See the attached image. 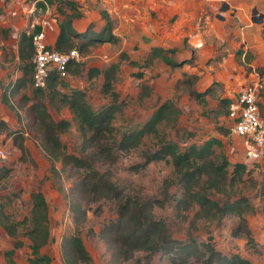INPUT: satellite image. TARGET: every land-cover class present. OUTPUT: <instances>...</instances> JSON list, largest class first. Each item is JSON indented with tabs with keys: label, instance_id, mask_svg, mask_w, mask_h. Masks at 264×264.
Returning a JSON list of instances; mask_svg holds the SVG:
<instances>
[{
	"label": "rangeland",
	"instance_id": "rangeland-1",
	"mask_svg": "<svg viewBox=\"0 0 264 264\" xmlns=\"http://www.w3.org/2000/svg\"><path fill=\"white\" fill-rule=\"evenodd\" d=\"M29 0H0V24L7 26L9 34L0 40V93L5 90L8 104L0 100V201L11 219L20 220L28 215L29 194L39 189L47 205V223L51 240L40 251L50 257L47 264H64L62 260V237L75 228L79 230L83 244L90 255V264H177L168 254L155 252L147 255L143 250L121 258L113 250L108 226L115 217L117 200L94 195L81 173L68 162L54 159L55 172L50 170L51 159L43 145L40 113L35 102H43L53 120L66 118L69 124L59 133L65 151L81 153V132L72 119V113L62 101L61 94L72 88L81 89L86 101L93 107L112 101L108 92H102L101 72L88 76V69L102 70L117 62L113 79V90L117 92L116 105L111 123L113 132L118 133L140 125L156 105L172 98L179 108L174 127L160 126L165 136L175 141L180 150L188 144H200L208 136L221 140L217 151H222L228 161H243L238 137L228 134L229 119L222 111L226 108L220 98L232 99L239 90L254 79L261 85L257 99L264 111V15L258 18L251 14L252 8L264 13V0H71V8L63 6L57 12L58 2L46 5L58 19L68 14L71 24L84 30L90 27L97 32L103 24L99 11L104 9L110 18L113 41H94L83 51L80 58L69 65L57 84L59 94L49 100L46 92L35 91L31 79L24 84L10 87V81L21 75L17 62L12 58L16 52L18 33L29 20L25 5ZM75 13V14H76ZM251 15L255 21L251 20ZM74 43L79 40L74 38ZM75 45V44H74ZM173 47L175 60H184L180 65L170 66L158 57L146 63L151 46ZM77 46V45H76ZM9 49H8V48ZM76 48V47H74ZM240 51L238 53L237 51ZM123 53L124 55H122ZM135 60L138 65L129 64ZM141 71V76L135 72ZM27 77V76H26ZM194 77V78H192ZM205 102H199L189 90L202 91ZM126 151L114 150L112 156H103L93 147L89 155L101 173L121 189L122 193L139 192L156 197L161 204L153 206L156 217L167 221L171 235L177 239L193 237L198 243L209 240L223 253L237 252L250 259L253 264H264V156L248 162L251 173L243 175L231 188L220 192L208 191L210 197L224 200L246 196L253 210L245 213V221L252 241H248L237 224L235 215H224L218 222L194 219L196 209L175 205L179 195L177 184L170 183L167 192L164 180L171 175L169 160H152L142 164L145 149L154 147L149 139ZM20 143L22 150L20 149ZM98 153L92 152L94 150ZM72 205L83 210L74 224ZM17 236L22 245L15 248L10 257L3 251L11 247V237L0 226V264H28V239L22 223L17 226ZM183 264H202L191 257Z\"/></svg>",
	"mask_w": 264,
	"mask_h": 264
},
{
	"label": "trees",
	"instance_id": "trees-1",
	"mask_svg": "<svg viewBox=\"0 0 264 264\" xmlns=\"http://www.w3.org/2000/svg\"><path fill=\"white\" fill-rule=\"evenodd\" d=\"M43 1L55 2V0H38L37 4L42 5ZM56 2H58V5H55L58 14L63 12L61 4L67 5L68 8H71L73 4L71 0H56ZM75 13L64 15L62 19H58L57 33L52 43L54 49L68 51L76 47L77 51L80 52L91 42L113 41L116 39L111 32L110 18L106 10L101 9L99 11L103 24L97 32L91 31L90 27L84 30L75 28L71 24V16L73 14V16H78V13ZM25 29L24 27L19 31L16 40V52L11 55L14 60L21 62V65H18L21 75L10 81L11 88L24 84L25 80L31 79L32 81L33 63L31 57L33 51L31 36L26 33ZM37 30L38 27L35 26L33 32ZM8 34V27L0 24V40H5ZM74 38L78 39L79 43H74ZM2 47H0L1 50H4L5 46ZM175 51L173 47L166 48L153 45L149 48L145 61L148 63L152 58L158 57L162 62L170 66H176L187 60H175L172 57ZM237 52L240 53L239 50ZM128 62L134 66L138 65L135 60L130 59ZM187 62L191 63L192 60H187ZM71 63L74 62L70 60L67 63L66 70H68ZM117 67V62H113L102 70L97 67L88 69V76L101 72V90L104 93L108 92L112 99L107 104L93 108L86 101L84 92L78 88H72L69 92L61 94L62 101L72 113V119L82 135L81 153L78 155L67 153L58 136L61 130L67 127L69 121L66 118L53 120L46 111L43 102H35L38 113H40L39 120L43 132V145L50 154V170L56 171L53 160L60 158V161L68 162L80 171L79 182L84 181L95 196L111 197L117 200L115 217L109 219L107 224L113 250H116L117 254L123 259L131 256L134 251L143 250L147 255H152L155 252L168 254L170 260L177 264L186 263L191 257L198 258L202 264H253L249 258L237 252L223 253L219 251L209 240L198 243L193 237L184 240L174 238L171 235L169 223L156 217L152 211L153 206L161 204L158 198L143 195L139 192L122 193L121 189L108 175L104 176L94 166V159L89 155V150L93 147H96L97 152L103 156L110 157L114 150L126 151L144 141L149 144V139H153L155 145L144 150L142 164L152 160H169L172 170L170 177L164 180V183H166L164 191L167 192V186H170V183L178 185L180 192L175 197L174 204L184 209L195 206L196 209L192 218L196 220L204 219L209 222H218L224 215H235L238 221L234 229L239 228L246 239L252 241L250 230L245 221V213L253 210V205L249 199L240 195L232 199L226 197L221 201L210 197L208 194L211 189L223 192L227 187L231 188L242 179L243 175L250 174L251 168L247 167L241 160L228 161L222 151L215 149L217 146H221V140L215 136H208L200 144L190 143L183 150H180L177 143L167 138L164 129L160 128L163 124L170 127L175 126L179 108L172 98H167L156 105L140 125L119 131L117 134L114 133L111 119L118 108L116 105L117 92L112 88V81ZM141 74V71L135 72L137 76H141ZM61 78V75L57 72L50 70L45 85L35 87V91L40 95L46 92L49 100H51L59 94L57 84L61 81ZM209 90L210 87L202 91L191 89L188 92L203 104L205 102L204 95ZM0 100L9 105V98L5 90L0 93ZM219 100L225 103L226 108L222 112L227 115L230 99L220 98ZM257 104L260 114L264 116L261 104L259 102ZM19 146L22 150L21 143ZM92 152L97 153L95 148ZM261 181L264 190V175ZM29 197L28 215L20 220L9 218L3 209V202L0 201V226L12 239L11 247L5 249L2 253L4 257L9 258L14 249L22 245V240L17 236V226L22 223L28 239V264H47L50 257L40 251V248L51 240L47 223L46 201L39 189L32 190ZM71 210L72 219L77 227L78 222L75 221L78 220V214L83 210L80 209L79 205H72ZM61 251L64 264H90V255L77 228L62 237Z\"/></svg>",
	"mask_w": 264,
	"mask_h": 264
},
{
	"label": "built area",
	"instance_id": "built-area-1",
	"mask_svg": "<svg viewBox=\"0 0 264 264\" xmlns=\"http://www.w3.org/2000/svg\"><path fill=\"white\" fill-rule=\"evenodd\" d=\"M37 1L29 0L25 5V14L29 18L25 31L31 36L33 51L32 84L43 87L50 70L62 75L67 63L77 61L80 55L74 47L68 51H58L52 47L50 35L57 30V17L49 12L45 1L42 5H38ZM35 26L38 30L33 32ZM259 87L261 85L257 79L246 83L228 104V134L238 137L244 163V160L255 162L264 156V116L260 114L257 104ZM0 156H5L3 149H0Z\"/></svg>",
	"mask_w": 264,
	"mask_h": 264
},
{
	"label": "water",
	"instance_id": "water-1",
	"mask_svg": "<svg viewBox=\"0 0 264 264\" xmlns=\"http://www.w3.org/2000/svg\"><path fill=\"white\" fill-rule=\"evenodd\" d=\"M254 13H257L258 18H261V17L264 15V13L257 12L256 8H252V10H251V14H254ZM251 20H253V21L256 20L255 17H254L253 15H251Z\"/></svg>",
	"mask_w": 264,
	"mask_h": 264
},
{
	"label": "crops",
	"instance_id": "crops-1",
	"mask_svg": "<svg viewBox=\"0 0 264 264\" xmlns=\"http://www.w3.org/2000/svg\"><path fill=\"white\" fill-rule=\"evenodd\" d=\"M56 33H57V30L55 31V33H53L52 35H50V37L52 38L51 39V42L54 40L55 36H56Z\"/></svg>",
	"mask_w": 264,
	"mask_h": 264
}]
</instances>
